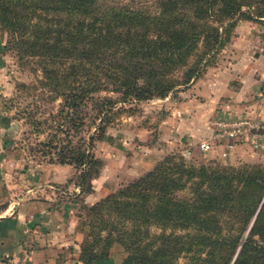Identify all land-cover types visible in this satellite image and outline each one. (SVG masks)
<instances>
[{"label": "trees", "instance_id": "trees-1", "mask_svg": "<svg viewBox=\"0 0 264 264\" xmlns=\"http://www.w3.org/2000/svg\"><path fill=\"white\" fill-rule=\"evenodd\" d=\"M240 18L264 21V0H0L4 49L33 62L28 94L51 105L42 118L38 104L21 110L33 133L46 131L30 151L71 164L67 183L91 192L107 127L187 85ZM81 209L74 264L104 262L113 242L120 264H264L263 162L167 153Z\"/></svg>", "mask_w": 264, "mask_h": 264}, {"label": "rangeland", "instance_id": "rangeland-1", "mask_svg": "<svg viewBox=\"0 0 264 264\" xmlns=\"http://www.w3.org/2000/svg\"><path fill=\"white\" fill-rule=\"evenodd\" d=\"M241 22H248V24L239 30L237 26ZM263 32V20L237 19L229 40L216 52L207 57V60L203 62L200 73L187 85L176 88L171 94H168L170 96L167 100L152 98L133 103L129 113L122 115L109 125L106 129L105 137L96 141L94 147V153L102 159V166L99 174L92 179L93 190V185L108 187L109 191L116 189L122 183L142 173L144 168H151L162 156L171 152L181 153L187 160L195 163L209 161L223 164L230 163L228 160H224V162L215 156L204 155L197 150L183 153L181 151L183 147L181 144H184V142L170 144L169 141L172 138V134L167 135L166 130L171 132L172 129H166L163 125L165 124L166 127L167 125L172 127V125L171 123H163L161 120L177 119L172 113L174 111L175 116L181 115L178 118V122L183 123L186 119H182V113L186 111L185 113L188 115V110L190 109L188 100L195 97L192 94L191 85L207 77V74L212 71H228L234 63L236 64L237 71L239 64L243 66V71H247L253 69L252 67L257 64L255 61L261 58L257 67L259 69L260 67L263 68L259 73V78L264 80V58L262 56L264 54ZM245 34L250 37L246 42H243L242 36ZM239 37L242 38L239 39ZM4 42L5 32L0 30V161H2L1 170L8 172V174L6 173V178H8V183L11 186L7 187L5 185V187L0 189V206L4 204V200L14 201L28 187L35 186L38 181L32 178L33 176L30 174L31 170L40 171L39 167L46 162L45 159L39 160L41 157H38L37 153L34 155V152L30 151L29 148L30 146H34L37 139H43L46 136V131L38 134L33 133L30 125L25 122L21 113L22 108L27 107L34 110V104H38L39 111L36 115L42 118L43 116H47V112L51 107L49 102L42 100L35 101L32 95L28 94L29 90L31 93V87L40 75V71L32 69L33 66V68H36L32 61H29L27 64H20L12 52L4 49ZM247 55L249 57L244 58ZM226 81L228 79H225ZM23 84H28L30 88H24ZM242 85H244L243 78L234 76L229 79L226 84L227 90L221 94L222 101H218L214 107L212 106L210 109H207L210 110L211 117L218 115H248L264 119L263 113L261 112V115L260 110H258L259 112L254 110V107L250 104L243 106L242 101L236 100L235 93L240 91ZM261 86L260 90H263L261 98L264 100V81ZM258 94L255 93L254 95L257 96ZM160 113L163 116H160ZM127 115H130L129 118L126 117ZM132 132H137L134 137L132 136ZM158 151L162 156L155 160L153 157ZM6 157H9L11 160L3 161ZM241 161L264 163V148L254 151L251 157L238 159L233 161L232 164H239ZM65 168L66 173H68L67 180L69 177L74 176L75 169L71 164H68ZM52 184L54 186L43 185L42 189H36L38 188L36 187L33 193H29L37 195L34 196L36 198H43L41 196L50 194V191L53 193V196L56 192H59L54 197L53 202L60 205L67 214H71L73 219L76 220V230L79 232V236L81 234V241L83 234L77 229L79 214L82 212L81 204L89 203L85 199L93 191L82 193L79 189V193H75V191H72L73 183H67V181L59 184L53 182ZM56 188L58 190L55 192ZM93 196H97L93 199L94 201L101 196V192H96ZM89 198L92 200L91 196ZM82 199L85 201L82 202ZM62 248L63 251L57 252L56 259L52 263L64 261L67 264H74L79 251V243L77 247L69 243L66 247L63 246ZM108 252V258L99 264H120L126 253L123 246L118 242H113ZM30 262L27 259L20 258L15 262L13 261V264H27Z\"/></svg>", "mask_w": 264, "mask_h": 264}, {"label": "crops", "instance_id": "crops-1", "mask_svg": "<svg viewBox=\"0 0 264 264\" xmlns=\"http://www.w3.org/2000/svg\"><path fill=\"white\" fill-rule=\"evenodd\" d=\"M247 24L248 22H241L237 29L240 30L241 27H245ZM242 37H239V39L242 38L243 42H246L250 36L245 34ZM262 56L264 58V54ZM247 57L249 55L244 58ZM259 60L255 61L257 64L252 67L253 69L243 71V66L239 64L237 71L234 63L228 71L215 70L207 74V77L194 82L191 85V91L195 97L188 100L190 103L188 115H186V111L182 113V119L186 120L183 123L178 122V118L181 115L175 116L174 111L172 113L177 119L161 120L163 123H171L173 127L163 125L166 129H172L171 132L166 130L167 135L172 134L169 143L179 144L178 142H184V144H181L183 153H190L194 150L200 152L198 142L209 131L206 121L211 118V112L207 109L214 107L218 101H222L221 94L227 90L226 84L234 76L243 78L244 84L240 91L235 93L236 100L242 101L243 106L250 104L254 107V110H260V113L262 112L264 116V100L261 98L263 90H260L264 80L259 78V73L263 68L260 67L259 69L257 67ZM225 79H228V81L225 82ZM255 93L259 94L255 96ZM169 96L162 98V100L169 99ZM181 109L183 110V108ZM129 116L127 115L126 117L129 118ZM160 116L163 115L160 113ZM135 133L137 132H132L133 137L136 135ZM153 135L155 137V133ZM223 150L227 152L225 157L221 156ZM254 151L256 150L251 149L246 143H235L231 148L218 146L209 156H215L223 161L228 160L233 163V161L238 159L251 157ZM160 156L162 155L158 151L154 157H150L156 160ZM6 160L10 161L11 159L9 157L3 159V161ZM67 165L43 163L39 167L40 171L31 170L32 178L38 181L35 186L28 187L14 201L4 200L8 203L6 202L5 204L4 202L5 205L0 206V260L13 264V261L15 262L22 258L33 263L44 261L51 264L55 261L57 252L63 251V246L66 247L69 243H72L74 247L78 246L81 234L79 236V232L76 230V220L73 219L71 214H67L60 205L53 202L54 197L59 193L56 192L58 189H55L56 194L54 196L51 191L50 194L41 196L43 198H36L34 196L37 195L32 194L36 187H38L36 189H42L43 185L54 186L53 182L59 184L66 181L68 173H66L65 167ZM146 169L148 168H144L142 171ZM6 173L8 174V172H3L2 170L0 172V189L5 187V185L11 187L10 183H8V178H6ZM93 187L94 190L86 196V201L92 202L97 197L93 196L96 192L100 191L102 196L109 191V188L105 186L97 187L93 185ZM72 191L79 193V187L73 184ZM29 192L32 193L30 194ZM90 196L92 200H90Z\"/></svg>", "mask_w": 264, "mask_h": 264}, {"label": "built area", "instance_id": "built-area-1", "mask_svg": "<svg viewBox=\"0 0 264 264\" xmlns=\"http://www.w3.org/2000/svg\"><path fill=\"white\" fill-rule=\"evenodd\" d=\"M207 135L198 142L199 151L204 155L213 152L216 147L231 148L235 143H246L253 150L264 145V119L248 115H218L207 119ZM227 155L226 150L221 156ZM2 161H0V172Z\"/></svg>", "mask_w": 264, "mask_h": 264}, {"label": "water", "instance_id": "water-1", "mask_svg": "<svg viewBox=\"0 0 264 264\" xmlns=\"http://www.w3.org/2000/svg\"><path fill=\"white\" fill-rule=\"evenodd\" d=\"M0 264H9V263H7V262H5V261H2V260H0Z\"/></svg>", "mask_w": 264, "mask_h": 264}]
</instances>
